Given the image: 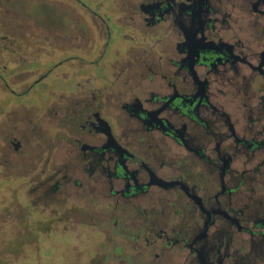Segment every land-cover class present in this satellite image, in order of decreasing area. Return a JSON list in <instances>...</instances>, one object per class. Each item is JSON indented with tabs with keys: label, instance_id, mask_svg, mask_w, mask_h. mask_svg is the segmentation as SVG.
Returning a JSON list of instances; mask_svg holds the SVG:
<instances>
[{
	"label": "flooded vegetation",
	"instance_id": "1",
	"mask_svg": "<svg viewBox=\"0 0 264 264\" xmlns=\"http://www.w3.org/2000/svg\"><path fill=\"white\" fill-rule=\"evenodd\" d=\"M3 181L1 259L264 264V0H0Z\"/></svg>",
	"mask_w": 264,
	"mask_h": 264
},
{
	"label": "rangeland",
	"instance_id": "2",
	"mask_svg": "<svg viewBox=\"0 0 264 264\" xmlns=\"http://www.w3.org/2000/svg\"><path fill=\"white\" fill-rule=\"evenodd\" d=\"M5 178L7 177L6 174H4ZM0 184V197L5 196L6 199H10L12 197V193L14 192L15 185L13 182H6ZM11 202V200H8ZM10 213H13V208L8 205ZM6 224H12L10 222H6ZM10 229L9 227L5 228ZM9 233V232H8ZM8 233H6V237L2 235L0 232V264H30L29 260L25 259H1L8 255H14L15 252L21 247V245L25 242H27L31 238V234L29 233H16L13 236H7ZM19 260V261H18Z\"/></svg>",
	"mask_w": 264,
	"mask_h": 264
}]
</instances>
